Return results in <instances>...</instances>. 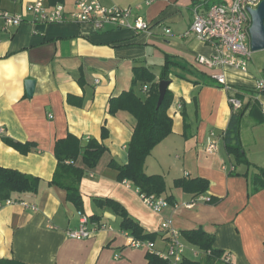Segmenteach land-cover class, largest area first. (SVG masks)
<instances>
[{
  "label": "crops",
  "instance_id": "crops-1",
  "mask_svg": "<svg viewBox=\"0 0 264 264\" xmlns=\"http://www.w3.org/2000/svg\"><path fill=\"white\" fill-rule=\"evenodd\" d=\"M33 1L0 0V11L21 13L25 18L21 25L5 28L0 17V128L4 129L0 133V167L42 181L38 193L13 194L12 200L23 199L30 206L14 203L0 207V259L27 264H149L148 249L131 246L129 235L120 227L121 217L95 199L112 198L147 232L156 234L153 242L157 250H166L170 244L162 228L164 221H170L187 244L184 257L200 264H264V189L253 191L250 180L254 166H264V119H254L259 138L249 145H245L241 130L242 145L253 163L249 170L245 165L234 166L223 139L232 114L229 96L235 91L245 94V99L256 97L263 108L264 94L239 88L258 90L264 69L258 67L256 74L249 65L247 71L203 65L199 58L211 56L213 47L191 30L195 4L208 7L228 0H101L106 5L131 7L153 24L150 32L114 26L97 30L92 23L70 17L37 26L35 15L27 9ZM62 3L67 13L75 9V0ZM46 5L51 8L55 4L46 0ZM166 27L172 29L171 34L166 33ZM167 59L172 62L168 88L174 93L169 110L173 131L154 147L145 164L147 173L160 174L166 181L162 196L170 199V205L156 212L144 203L139 189L128 180H119L118 171L109 165L112 160L128 162L136 118L123 110L111 114L107 108L111 97L133 87L135 67L150 69L159 81ZM219 73H225L232 90L215 78ZM27 79L36 80L31 98ZM144 86L150 89L146 83L135 89L146 95L149 89L144 91ZM103 126L108 131L104 139ZM69 133L83 143L95 138L107 148L93 168H88L82 157L76 161L87 170L80 182L82 212L90 218L91 226H110L99 227L86 239L68 235L80 226V210L67 200L65 189L47 183L58 164L56 141ZM5 138L31 143V149L24 153ZM213 139L218 148L209 153ZM255 154L261 161L250 156ZM195 177L209 181L206 195L213 201L187 207L196 195L177 187L175 180ZM193 229L214 234L213 246L224 252V259L211 261L189 243L183 232ZM227 254L229 262L225 261Z\"/></svg>",
  "mask_w": 264,
  "mask_h": 264
},
{
  "label": "trees",
  "instance_id": "trees-1",
  "mask_svg": "<svg viewBox=\"0 0 264 264\" xmlns=\"http://www.w3.org/2000/svg\"><path fill=\"white\" fill-rule=\"evenodd\" d=\"M51 4L64 0H49ZM41 26V25H37ZM43 27V26H42ZM40 28V27H37ZM42 29V28H41ZM172 62L167 59L161 69L159 81L153 71L143 66L134 68L133 87L123 91L118 96L109 99L108 112L116 114L118 111H127L136 118L132 138L128 145V162L120 164L115 160L110 162V166L118 171V179L128 180L133 183L142 194L146 196H160L166 191L165 178L160 174H149L145 170L148 156L154 147L164 140L173 131V118L169 114L170 107L174 101V93L167 89L166 96L160 106H158L159 83L161 80H170V66ZM150 84V89L146 95H141L136 91L138 84ZM250 94L259 92L264 94V90H254L252 88H239ZM230 96H236L242 101V106L238 110H233L224 132V145L234 161V166L245 165L247 169L253 165L241 142V130L245 123V117L250 116L257 121L264 118L263 109L254 96L245 99V94L235 91ZM184 102L182 106H184ZM186 119V112L183 109ZM188 123L186 127L188 128ZM108 131L106 126L102 129V138H106ZM7 144L26 153L31 149V143L22 144L11 138H5ZM106 146L95 138H90L86 143L69 133L66 137L58 139L55 144V156L58 160L57 168L53 178L47 182L49 185H57L67 192V200L72 202L80 211H83V197L80 190V182L87 170L76 165L79 157L88 168L97 166L99 160L106 152ZM256 171L251 174V186L253 191L264 189V166H254ZM241 173V172H238ZM244 174H248L246 171ZM41 178L25 174L15 169L0 167V201L14 199L13 194L38 193L41 187ZM175 185L184 191L194 193L196 196L206 194L209 188V181L205 178L195 177L191 179L179 178L175 180ZM100 205L111 207L114 212L121 217L120 227L123 231L141 240L154 241L155 233H149L143 225L133 217L126 207L119 201L112 198H95ZM169 199V198H167ZM16 200V199H15ZM14 200V201H15ZM24 201L23 199H17ZM170 201V199H169ZM213 201L211 197L210 202ZM92 219H97L95 216ZM186 240L197 246L211 261L224 259V252L213 246L215 236L203 229L186 230L183 232ZM149 264H169L160 256L148 253ZM0 264H27L14 259H0ZM183 264H200L198 261L184 257Z\"/></svg>",
  "mask_w": 264,
  "mask_h": 264
},
{
  "label": "built area",
  "instance_id": "built-area-1",
  "mask_svg": "<svg viewBox=\"0 0 264 264\" xmlns=\"http://www.w3.org/2000/svg\"><path fill=\"white\" fill-rule=\"evenodd\" d=\"M262 0H228L225 2H215L205 7L204 3L195 4L193 7V20L191 30L197 37L213 47L211 56H201L200 63L209 67H234L243 71L248 70L249 60L252 57V44L250 35V26L252 16L249 8H257ZM27 9L32 11L36 19L35 25L47 26L50 23L65 21L69 17L79 22H89L97 30L105 29L106 26L118 28H128L135 32L152 30L153 24L145 20L142 16L134 13L131 7H122L119 5H106L101 0H75V9L67 13L65 5L58 2L49 8L46 0H34L27 4ZM0 17L4 20L5 28L17 27L25 20L24 15L12 11H0ZM166 33L171 34L172 29L166 27ZM215 78L224 85L226 89L232 90L233 87L228 83L225 73L215 75ZM256 88L264 90V80L257 82ZM144 91L149 87L144 86ZM229 102L233 110H238L242 106V101L236 96H229ZM264 113V106H263ZM4 131L0 128V133ZM214 132L211 136H215ZM218 148L215 139L211 140L208 146V152L214 153ZM235 167H232L234 170ZM140 192V190H139ZM141 193V192H140ZM144 203L156 212L170 205L169 200L160 195H149L141 193ZM211 197L206 194L197 195L196 198L186 204L187 207H193L196 202H210ZM20 203L30 206L25 201H14L7 199L0 201V207L4 204ZM35 208L34 205H31ZM80 226L77 229L70 230L68 235L76 239H86L91 237L95 231L100 228H108L109 225L91 226L90 218L82 211ZM162 228L169 237V246L166 250H157L154 242L150 240L137 239L129 235V244L133 247L147 248L150 253L157 254L169 264H183V258L187 244L180 237L178 230L170 221H164ZM231 260L230 254L225 256V261Z\"/></svg>",
  "mask_w": 264,
  "mask_h": 264
},
{
  "label": "water",
  "instance_id": "water-1",
  "mask_svg": "<svg viewBox=\"0 0 264 264\" xmlns=\"http://www.w3.org/2000/svg\"><path fill=\"white\" fill-rule=\"evenodd\" d=\"M252 16V24L250 26L251 44L253 51L264 50V0H262L257 8H249ZM36 80L27 79L25 81L28 97H32L35 91ZM170 85L169 80H161L159 83L158 106H160L166 96L167 89Z\"/></svg>",
  "mask_w": 264,
  "mask_h": 264
},
{
  "label": "rangeland",
  "instance_id": "rangeland-1",
  "mask_svg": "<svg viewBox=\"0 0 264 264\" xmlns=\"http://www.w3.org/2000/svg\"><path fill=\"white\" fill-rule=\"evenodd\" d=\"M258 67L264 69V50L253 51L252 58L249 61V68L252 71H255L256 74H257ZM253 127H254V118L250 116H246L245 123L243 126V130H244L243 140H244L245 145H249L250 142H253L255 139L258 140L259 138V135L257 134V130ZM261 128H264V124L261 125ZM263 140H264V136H263V139L261 138L262 142ZM261 145H263V143ZM262 150H264V148ZM250 156L252 158H255L256 160H258L257 158H261L260 155L258 156L256 154L255 156L254 155H250ZM258 161H261V160H258Z\"/></svg>",
  "mask_w": 264,
  "mask_h": 264
}]
</instances>
